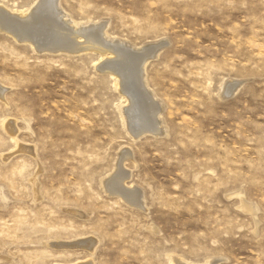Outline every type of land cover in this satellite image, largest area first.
Here are the masks:
<instances>
[{"label": "rangeland", "instance_id": "rangeland-1", "mask_svg": "<svg viewBox=\"0 0 264 264\" xmlns=\"http://www.w3.org/2000/svg\"><path fill=\"white\" fill-rule=\"evenodd\" d=\"M58 2L156 46L161 132L128 130L97 51L55 52L48 22L0 27V264H264V0Z\"/></svg>", "mask_w": 264, "mask_h": 264}, {"label": "bare ground", "instance_id": "bare-ground-1", "mask_svg": "<svg viewBox=\"0 0 264 264\" xmlns=\"http://www.w3.org/2000/svg\"><path fill=\"white\" fill-rule=\"evenodd\" d=\"M58 1L59 0H51L47 5L48 0H37L26 13L20 12L18 16L14 13L10 15L11 13L9 14L8 11H5L6 9L4 10L0 7V13L6 15V17L8 16L14 23L13 27H7V23L0 18V27L6 32H10L11 35L18 36V30L20 31L23 27L27 28L32 22H48L53 25L52 28L55 27L56 29V42L53 45V48L56 50L55 52L59 50L61 52L74 54L87 49L97 51L101 59L96 67L99 71L110 72L115 75L117 77V83L120 85V91L126 97V103L120 108V111L124 119V124L127 126L128 130L134 136L138 137L146 132L155 134L160 133V124L162 123L160 118L162 115L161 108L159 104L154 101L155 98L153 99V93L151 94L148 92L145 79V66L148 59L151 58L157 50L155 48L156 46L150 43L151 45L135 48L128 46L127 43L125 44L124 42L117 41V39L111 38L108 34V25L105 21H100L101 23L98 22L97 24L67 20L65 19L66 14L60 9ZM49 6L52 16L51 20L45 17L47 13L46 8ZM78 39H82L83 41H78ZM48 42L50 41L48 40ZM227 89L230 88L226 86L225 91H227ZM137 92H139V94ZM149 109L151 110V117H154V119L150 117ZM116 166L117 173L113 176L110 175L111 177L109 179L107 178L104 182L105 186H110L116 181L118 182L117 179L121 175H118V172L121 166L119 163H116ZM125 187L128 188V186ZM130 188L131 187H129V190H131ZM128 198L130 197L128 196ZM137 201L141 206L143 205V197L141 195H137Z\"/></svg>", "mask_w": 264, "mask_h": 264}, {"label": "water", "instance_id": "water-1", "mask_svg": "<svg viewBox=\"0 0 264 264\" xmlns=\"http://www.w3.org/2000/svg\"><path fill=\"white\" fill-rule=\"evenodd\" d=\"M72 246V245H71Z\"/></svg>", "mask_w": 264, "mask_h": 264}]
</instances>
